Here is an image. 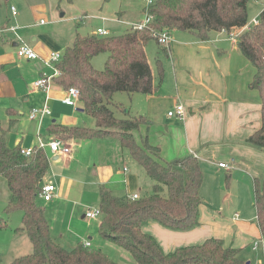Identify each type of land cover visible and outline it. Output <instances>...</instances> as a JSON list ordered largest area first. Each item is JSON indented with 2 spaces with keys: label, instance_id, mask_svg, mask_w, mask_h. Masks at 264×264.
Here are the masks:
<instances>
[{
  "label": "trees",
  "instance_id": "obj_1",
  "mask_svg": "<svg viewBox=\"0 0 264 264\" xmlns=\"http://www.w3.org/2000/svg\"><path fill=\"white\" fill-rule=\"evenodd\" d=\"M68 4L75 0H62ZM108 0H103L107 2ZM249 0H155L144 9L152 17L151 26L170 33H191L197 40L206 41L212 33L231 32L247 26ZM155 40L149 31L127 30L117 36L97 34L77 35L71 46L54 65L58 76L54 82L64 90L75 88L80 108L94 122L93 128L65 127L51 124L50 135L62 140L86 141L116 138L122 149L143 171L149 180L150 193L138 200L118 198L106 187L99 188L98 208L101 221L98 235L129 252L136 264H246L239 259V249L226 246L220 239L209 238L202 243L178 247L164 252L157 240L142 231L154 222L172 232H188L199 227L200 195L203 171L194 154L172 161L160 157L158 147L149 145L146 137L136 141L134 133L150 122L143 116L123 111L117 117L113 102L116 93L153 95L157 87L147 60L145 47ZM156 41V40H155ZM157 42V41H156ZM238 52L251 64L255 72L249 89L261 99V125L244 144L264 152V9L258 22L244 30L236 40ZM105 55L103 70L92 66V59ZM161 80L163 70L158 66ZM49 168L46 149L33 147L30 158L20 153V146L9 148L0 136V176L6 181L10 199L4 208L7 217L21 213V228L27 236L32 252L15 258L9 264H117L101 250L78 244L67 250L52 238L44 208L36 202L43 178ZM231 174L225 176L226 189ZM253 207L255 225L264 237V177L254 178ZM0 217V228L6 227Z\"/></svg>",
  "mask_w": 264,
  "mask_h": 264
},
{
  "label": "crops",
  "instance_id": "obj_2",
  "mask_svg": "<svg viewBox=\"0 0 264 264\" xmlns=\"http://www.w3.org/2000/svg\"><path fill=\"white\" fill-rule=\"evenodd\" d=\"M119 1L120 10L114 14L106 13L105 17L101 16V20L107 21L109 19L107 16L113 15L109 20H114L129 30L128 23H136L143 18L145 4L139 0V4L129 6V0ZM9 3L11 4L8 6ZM102 3L103 0H75L71 4L62 0H0V99L4 101L21 95L22 81H25L26 77L23 69H31L35 74L31 80L33 85V82L42 75L53 74V66L44 64V60L51 52L62 54L67 47L71 46L77 35H95L97 29H101L100 27L94 30L91 25L89 29L85 28L90 32L86 31L84 34H80V30L84 29L83 25L87 21L95 18V15L89 14L88 11H95ZM11 7H15L16 15L12 14ZM129 17L131 20L126 19ZM41 21L43 23H40ZM80 25L81 28H79ZM11 29L14 31L12 32ZM175 32H171L173 36L167 48L160 47L167 52L165 78L163 73L160 80L158 74H155L156 72L150 67L157 87L156 91L153 95H131L132 112L127 111L131 115L143 116L150 122L148 129L142 126L134 133V137L139 142L140 137L147 136L149 145L159 148V154L163 160L172 161L187 154L196 155L203 171V183L200 190L202 199L199 208L200 225L188 232H172L154 222H148L142 227V231L153 236L166 253L178 247L202 243L209 238L220 239L226 246L234 249L251 246L258 237H261L255 225V218L252 222H248L241 220L239 213H234L231 219L224 220L220 217V212L211 211L205 204L208 205L210 201L207 200L210 193L216 196L220 193L219 187L222 185L223 175L225 179L228 173L231 176L233 174L234 185L240 184L246 192L250 190L251 202H253V179L264 177V152L244 144V141L261 125V99L257 92L248 87L255 70L238 52L236 43H232L221 33H212L208 40L200 41L191 33ZM21 43L32 48L39 59L26 61L18 58L16 47ZM40 92L44 95V102L47 97L48 102L65 105L61 103V99L66 90L56 84L54 79L49 83L47 92ZM75 105L77 112L85 114L78 102ZM178 105L183 107L184 117L181 119L167 117V113ZM0 107L3 110L8 107L6 113L13 118L20 114V110L17 112L12 105L5 106L2 102ZM56 119L53 118L47 125L44 124L46 133L50 141L61 140L70 147L71 151L75 140H62L48 132L51 124L62 125ZM43 121L44 119L39 123L36 120L37 134ZM10 122L13 124L14 119ZM79 127L93 128L94 122L92 121L89 125L83 123ZM15 145L19 143L16 141ZM71 152L66 157L55 156L46 149L49 165L50 161L54 162L64 157L62 163L54 167L64 175L57 178L55 171L51 170L42 182V184H52L59 181V187L55 188L53 197L56 199L58 210L64 206L66 198L73 195L75 191L74 181L65 175L75 161V156L71 155ZM220 163H225L227 168H219ZM124 167H127V171H124ZM129 170L130 166L124 164L122 171L126 173ZM74 177L78 176L74 175ZM101 181L104 180L101 179ZM90 185L97 187L94 182ZM99 188L96 200L98 204ZM227 192H230L229 197H223L222 201L233 200L230 202L231 205L240 211L239 197L233 196L232 190ZM9 199L7 183L0 176V217L7 221L6 227L0 228V231L11 232L8 235L11 238V245L5 246L0 252L2 254L11 250L14 243L28 242L30 244L25 233L16 232V229L21 228V220L19 223L21 215L20 217L15 215L11 224L8 221H11V216L16 212L7 217L4 215L3 211ZM81 219H87L85 214L81 216ZM52 232L51 226L50 233L55 240ZM88 239L92 240L91 237ZM89 241L85 242L90 244ZM89 248L92 249V245ZM28 251L29 249H26L17 253L18 256L11 261L30 254L32 246L30 252Z\"/></svg>",
  "mask_w": 264,
  "mask_h": 264
},
{
  "label": "rangeland",
  "instance_id": "obj_3",
  "mask_svg": "<svg viewBox=\"0 0 264 264\" xmlns=\"http://www.w3.org/2000/svg\"><path fill=\"white\" fill-rule=\"evenodd\" d=\"M18 1V0H9ZM129 6H135L139 4V0H129ZM83 3H85L83 1ZM11 3L8 4V6ZM119 0H108L103 2L95 11L89 10V14L95 15L94 19H91L83 25L84 29L80 30V34H84L86 31L90 32L91 28L94 30L98 27L107 31L110 36H117L127 31L126 28L116 21L109 20L113 15H108L107 21H102L101 16L105 17L108 13H117L119 9ZM264 9V0H249L247 5L248 22L249 26L252 25L253 21H258L259 13ZM97 16V17H96ZM100 17V18H99ZM98 19V20H97ZM131 20L130 17L126 18ZM82 26L80 25L79 28ZM87 28V29H85ZM173 33H176L175 31ZM171 34V37L173 36ZM161 46L155 41L150 40L146 47L145 52L147 56L148 63L150 67L158 74V66L163 70L165 78V70L168 60L166 59L167 52H164ZM17 56V55H16ZM92 66L98 70H103L106 56L98 55L93 58ZM26 75L25 81H22V93L17 98H8L6 100L0 99L1 103L5 106L12 105L16 108L17 112L20 110V114H17L15 118L7 115L5 110L0 107V136L4 135V140L7 146L14 148L16 141L19 143L20 149H32L33 146H39L40 143L47 145L50 142L49 135L46 133L44 124L47 125L53 118H57L65 127H79L82 124L89 125L92 123L91 118L86 114H81L77 112L76 105H61L60 103L48 102L47 107L50 111V116L45 117L39 134H37L36 121H30L27 117L32 109H41L44 105V95L40 91H36L33 88L31 80L35 74L32 73L31 69H23ZM158 76V75H157ZM40 78V77H39ZM35 82V81H34ZM33 82V83H34ZM25 99H28L25 101ZM113 102L119 107L114 108V113L117 117H123V111L129 110L132 112L131 107L133 104V99L126 93H116L113 96ZM77 104V103H76ZM14 119L13 124H11ZM71 155H74V164L70 167V171L66 172L65 175L68 176L72 181H74L75 191L74 194L66 198L64 206L60 210L56 209V199L52 198V201L46 203L38 196L36 202L39 206L44 208V215L47 219L49 226H52V233L55 238V242L63 247L64 249H72L78 244H82L85 241H89L88 237L92 240L89 241L92 245V249L101 250L107 257L117 264H136L131 254L119 247L118 245L103 240L97 231L98 223L101 219L87 220L81 219V216L97 208V191L99 187L108 188L112 195L118 198H130L133 193L143 194L150 193V182L145 178L140 167L133 162L130 158L128 152L122 149L119 141L116 138H100L91 139L86 141H75L74 145L71 147ZM64 157H60L57 161H50V165L47 171V175L51 173V170L55 171V176L59 178L63 176L64 173L55 170L54 167L59 166L62 163ZM51 159V158H50ZM129 165L130 170L126 173L122 171L123 165ZM94 172V175H93ZM77 175L78 177H74ZM103 179L104 181H101ZM234 176L232 174L231 181L228 190H232L233 196H238L240 199V211L231 205V200L222 201L223 197L228 196V190L225 187L224 175L222 178V185L219 187L218 196L214 193L208 195V205L209 209L213 212H220V217L224 220L231 219L234 213H239L241 220L252 222L255 218V210L253 207V202H251L250 190L246 192L244 187L240 184H233ZM94 182V185H90ZM56 187H59V181L52 182ZM65 186V184L63 185ZM227 190V191H226ZM132 194V195H131ZM235 200V199H234ZM16 212L11 216V221L9 224L13 223V218L20 217L21 213ZM22 216V215H21ZM19 219V223H20ZM11 226V225H10ZM13 230L15 225L12 227ZM11 232L0 231V252L3 248L10 247L11 238L8 236ZM258 249L253 250L252 245L239 249V259L244 263L249 264H264V237H258ZM29 249L31 246L27 243H14L11 250L7 253H0V264H9V262L17 253ZM26 252V253H28ZM25 253V254H26Z\"/></svg>",
  "mask_w": 264,
  "mask_h": 264
},
{
  "label": "built area",
  "instance_id": "obj_4",
  "mask_svg": "<svg viewBox=\"0 0 264 264\" xmlns=\"http://www.w3.org/2000/svg\"><path fill=\"white\" fill-rule=\"evenodd\" d=\"M142 3L145 4V7L148 8L152 6L155 2V0H141ZM11 11L13 15H16V9L15 7H11ZM258 21H253L252 25L257 24ZM40 23H43L41 21ZM152 17L145 12L143 18L136 22V23H128L127 25L129 28L133 31H149L151 36L157 41V43L162 46L167 48L171 41V33L168 30H162V31H157L155 30L152 26ZM249 25L245 26L242 29H235L232 30L231 32H226V31H221V34L225 35L228 40H230L232 43H236L237 37L246 29H248ZM129 29V30H130ZM12 32L14 29H11ZM1 33V29H0ZM99 36L106 37L109 35V33L103 29H97L96 33ZM16 55L18 58L26 60V61H35L38 60L39 57L38 55L30 48L28 45L21 43L18 44L16 47ZM61 54L57 52H51L46 60H44V64L46 66H53V74L50 76L42 75L40 78H38L34 83L33 87L37 90L47 92L49 88V83L52 81L53 78L58 76L57 70L54 68V65L57 64L61 60ZM78 96L79 93L75 88H70L66 90L64 97L61 99V103L65 105H75L78 101ZM47 102L48 98L46 97L44 105L42 106L41 109H32L29 113L28 119L31 121H38L39 123L45 118L50 115V111L47 107ZM167 117L169 118H177L181 119L184 117V109L181 105L176 106L173 110L169 111L167 113ZM40 149H48L53 155L55 156H68L70 154V147L64 144L61 140L54 139L50 141L46 146L43 145L42 143L37 146ZM20 153L26 157L30 158L33 154V148L32 149H20ZM219 168H227V165L225 163H220L218 165ZM124 171H127V167L123 168ZM55 193V186L52 184H42L40 191H39V196L42 198L44 202H49L52 200L54 197ZM140 196L138 194H133L130 199L131 200H138ZM101 217V212L99 208H96L92 211H88L85 213V218L88 220H95V219H100ZM258 240L261 239H256L253 242L252 248L253 250H257L258 248ZM84 247L89 248L90 244L88 242H85L83 244ZM261 264V263H257Z\"/></svg>",
  "mask_w": 264,
  "mask_h": 264
},
{
  "label": "water",
  "instance_id": "obj_5",
  "mask_svg": "<svg viewBox=\"0 0 264 264\" xmlns=\"http://www.w3.org/2000/svg\"><path fill=\"white\" fill-rule=\"evenodd\" d=\"M82 111V110H81ZM247 264H249V263H247Z\"/></svg>",
  "mask_w": 264,
  "mask_h": 264
}]
</instances>
